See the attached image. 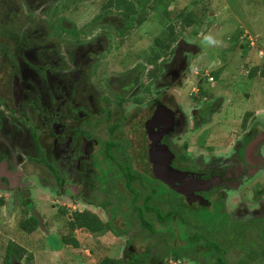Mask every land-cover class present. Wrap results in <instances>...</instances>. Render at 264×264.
Masks as SVG:
<instances>
[{"label": "flooded vegetation", "instance_id": "flooded-vegetation-1", "mask_svg": "<svg viewBox=\"0 0 264 264\" xmlns=\"http://www.w3.org/2000/svg\"><path fill=\"white\" fill-rule=\"evenodd\" d=\"M109 2L0 0V199L40 221L33 203L49 199L62 222L95 214L103 234H73L123 240V261L203 263L183 250L188 227L160 222L170 213L205 228L203 210L217 211L223 235L239 225L248 246L250 227L264 226V120L248 121L218 156L186 142L224 104L199 99L195 44L179 36L154 66V38L138 33L145 22Z\"/></svg>", "mask_w": 264, "mask_h": 264}, {"label": "rangeland", "instance_id": "rangeland-1", "mask_svg": "<svg viewBox=\"0 0 264 264\" xmlns=\"http://www.w3.org/2000/svg\"><path fill=\"white\" fill-rule=\"evenodd\" d=\"M191 1L193 2V0H179L180 8L186 7ZM201 1L210 5L209 11L206 12L208 17L205 16L201 28L193 26L190 29L189 35L193 30L199 29L197 37L191 34L187 39L188 33L184 35L185 40H191L192 44H195L193 49L195 54H188V59L192 68L205 69L202 72L193 69L204 79L205 83L202 84V88L209 90L214 96L222 97L224 104L217 111L209 112L208 109L211 124L193 134H187L185 141H191V144L205 148L211 146L218 156L228 152L229 142L235 141L234 137L242 132V128L248 121L256 115L264 120V77L256 76L249 79V71L245 69L246 64L249 68L257 65L260 68L264 67V62H262L264 57V0ZM176 2L170 5V11H175ZM78 5L75 4L74 7L77 8ZM194 9L197 16H200L197 6ZM69 17L73 21L76 19L72 15ZM153 17L155 19L152 18L151 21L141 25L138 32L140 34L148 32L150 40L156 37V34H161L159 31L160 17H156L155 13ZM237 36L240 37L238 41L244 40V48H235ZM235 37L237 38L234 39ZM142 41V38L135 39L134 47L139 48ZM221 67L224 70L219 80L206 79L207 74ZM247 113H250V117L245 121ZM209 136L211 139H208ZM39 197L40 195L35 196V200ZM4 203L6 210L1 212L0 208V256L9 242L31 252L33 256L31 264H95L106 256L114 259L122 256L123 240H116L108 234H104L103 237L95 236L98 237L96 239L90 237L86 231H81L73 234L74 241L78 243L77 247L62 243V238L67 233L64 222L57 216V211L54 207H50L53 204L51 199L40 201L39 204L37 201L33 203L40 212L41 221L40 229L30 235L22 233L19 229V222L24 215L12 212L10 200L5 199ZM216 215H219L217 211ZM236 255L239 256L240 253Z\"/></svg>", "mask_w": 264, "mask_h": 264}, {"label": "trees", "instance_id": "trees-1", "mask_svg": "<svg viewBox=\"0 0 264 264\" xmlns=\"http://www.w3.org/2000/svg\"><path fill=\"white\" fill-rule=\"evenodd\" d=\"M110 0V4L114 5L120 11L126 12L128 15L127 18L130 21H134L132 17L133 14L136 15L137 26L139 27L142 23L146 21H151L153 14L155 13L156 17L159 16L160 30L165 31V34H156L154 37V41L152 42V51H151V62L154 66H156V62L160 57L169 58L173 53L174 43L176 42L179 36L192 34V36L197 37L198 30H193V32L189 35L190 29L193 26L196 28L202 27V21H204L207 10L209 11V4L201 0H193L191 3L184 8H180L179 0L176 2L175 0ZM177 3V7H174V12L170 11L169 8L172 3ZM208 2V1H207ZM210 3V2H208ZM179 6V7H178ZM192 6L193 8H191ZM197 6V11L200 13H195V7ZM148 11L151 14L146 13ZM180 10V11H179ZM160 13V14H159ZM151 17V18H150ZM150 19V20H149ZM155 19V18H154ZM238 37V38H237ZM235 37V48L242 47L244 48V40L238 41L239 36ZM185 39V37H184ZM195 40L197 38H194ZM233 39V40H234ZM262 59V58H261ZM264 62V57L263 61ZM245 69H248V78L252 79L256 76L264 77V67L260 68V66H254L249 68L248 64L245 65ZM196 71H204L203 68L196 67ZM155 70V69H154ZM223 67L218 70L212 71L207 74L206 79H210L211 81L219 80V76L223 71ZM198 73V72H197ZM199 79L204 82L203 77L198 74ZM200 100H210L215 96L213 93L206 91L202 88V85L199 86ZM211 94V95H209ZM250 113H247L245 116V121L249 119ZM245 127V126H244ZM138 200V197L136 198ZM4 204V201L0 199V206ZM145 207V206H144ZM66 212H63L65 215ZM144 212L140 213L142 215ZM204 217L207 218L205 223V228H202L198 225L197 222L194 221H183L176 213H170L167 217L163 219L160 218V222H177L178 220L182 222L184 227H188L190 230L184 231L181 235L180 239L184 243L182 246L187 250L188 256L192 257H200L202 259V264H264V226L258 225L250 227L247 235V240L249 241L248 246L242 244V240L245 239L243 235L245 229L240 228L238 225V230L232 234V236H224V230H222L218 226H224L226 218L222 215V218L218 219L221 215H216V213H209L208 210H203ZM73 219L64 221V228L67 235L62 238V243L70 244L72 247H77V242L74 241L73 231L76 228H85L89 233L92 234H103L105 230H107V224L101 222V220L91 212H76L73 214ZM256 222H250V225H254ZM40 220H38L35 216L24 214V218L19 222V229L22 233L30 235L38 229H40ZM226 235V234H225ZM257 241H255V240ZM174 252L173 259L175 262L178 259H181L182 252L178 251L171 247ZM5 253V261L4 264H9L11 260H15L21 264H31L33 260V256L31 252H29L26 248L18 246L17 244H13L9 242L7 248L4 250ZM237 256L236 254H239ZM144 256H138L136 258H130L127 261H123L121 259H114L112 257H104L100 262L95 264H143ZM194 264H201L194 260Z\"/></svg>", "mask_w": 264, "mask_h": 264}, {"label": "water", "instance_id": "water-1", "mask_svg": "<svg viewBox=\"0 0 264 264\" xmlns=\"http://www.w3.org/2000/svg\"><path fill=\"white\" fill-rule=\"evenodd\" d=\"M158 171H159V173H160L161 170H158ZM160 175H162V174L160 173Z\"/></svg>", "mask_w": 264, "mask_h": 264}]
</instances>
